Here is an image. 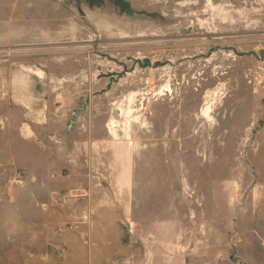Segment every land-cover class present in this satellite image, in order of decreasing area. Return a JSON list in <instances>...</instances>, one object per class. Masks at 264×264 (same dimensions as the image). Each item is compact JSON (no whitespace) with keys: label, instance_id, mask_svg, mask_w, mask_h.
<instances>
[{"label":"rangeland","instance_id":"1","mask_svg":"<svg viewBox=\"0 0 264 264\" xmlns=\"http://www.w3.org/2000/svg\"><path fill=\"white\" fill-rule=\"evenodd\" d=\"M0 19V256L59 260L94 182L153 232L90 236L81 264L123 243L121 264H264V0H0Z\"/></svg>","mask_w":264,"mask_h":264},{"label":"crops","instance_id":"2","mask_svg":"<svg viewBox=\"0 0 264 264\" xmlns=\"http://www.w3.org/2000/svg\"><path fill=\"white\" fill-rule=\"evenodd\" d=\"M7 1V0H6ZM16 1L17 0H12ZM16 26H13L11 24H7V21L3 19V21L0 19V33L6 32L8 34V39H3L2 42L4 44L11 43L13 41V38L9 35ZM4 30V31H3ZM18 40H15L14 43L17 44ZM19 78L15 81L18 84ZM121 180V177L119 178V182ZM130 181V175L129 179ZM118 182V183H119ZM92 185H90L88 196L90 197L89 202L87 201L79 214L81 221L75 222L71 220L72 213L71 210L68 209V224L64 225L61 231L62 233H66L63 237V241L67 245V247L63 246L59 249V256L60 259L57 260L54 258L53 264H81L77 257L75 256L78 251L82 250V243H85L86 238L90 236H97L99 233H110L111 236H128L127 234H124L122 232V227L125 224L126 221L130 223L132 227L131 236H134V240L136 236H139V230L141 231V236H152L153 230L149 231L148 227L146 225V222L144 220L143 214H137V208L139 206L135 203L124 201L122 196V191L117 196L119 200H123L121 202H115L112 193L105 192L103 188H99V186L95 185L94 182H91ZM124 191L127 192V195L129 197H133V193L131 192V189L129 188V182L124 187ZM116 194V193H115ZM141 216L140 222H136L134 217ZM77 216V215H74ZM162 227V226H160ZM94 229V232H93ZM158 231L160 229V235H162L161 228H157ZM71 254V255H70ZM74 254V255H73ZM70 255V256H69ZM73 255V259H71V256ZM136 251H130L129 245H126V243H123L121 246V249L118 254H116L115 257H117V260H114L116 262H119V264L123 263L122 260L126 261V258H132L135 257ZM23 257H25V263L24 264H38L39 262V255L30 252L25 254ZM121 257V258H118ZM116 259V258H115ZM10 259L8 260V256H0V264H9ZM135 264V262H134Z\"/></svg>","mask_w":264,"mask_h":264},{"label":"built area","instance_id":"3","mask_svg":"<svg viewBox=\"0 0 264 264\" xmlns=\"http://www.w3.org/2000/svg\"><path fill=\"white\" fill-rule=\"evenodd\" d=\"M3 85V83H2V75L0 74V90H1V86ZM62 230V228H59L58 229V231H61Z\"/></svg>","mask_w":264,"mask_h":264}]
</instances>
